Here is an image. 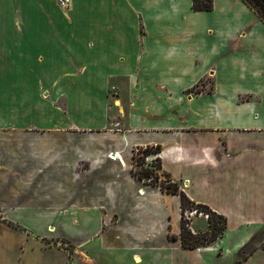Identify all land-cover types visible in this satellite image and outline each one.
Segmentation results:
<instances>
[{
	"label": "crops",
	"instance_id": "crops-1",
	"mask_svg": "<svg viewBox=\"0 0 264 264\" xmlns=\"http://www.w3.org/2000/svg\"><path fill=\"white\" fill-rule=\"evenodd\" d=\"M193 4L0 0V264H41L39 243L58 240L75 247L69 264H209L264 226V22L244 0ZM57 78L101 97L48 103L36 85ZM135 147H161L160 171L227 218L223 238L196 250L170 238L181 198L134 175Z\"/></svg>",
	"mask_w": 264,
	"mask_h": 264
},
{
	"label": "rangeland",
	"instance_id": "rangeland-1",
	"mask_svg": "<svg viewBox=\"0 0 264 264\" xmlns=\"http://www.w3.org/2000/svg\"><path fill=\"white\" fill-rule=\"evenodd\" d=\"M59 69L63 70L62 68H52V69L51 68L49 69L38 68L37 77L39 78V76H41V74L45 70H48V71L53 70L54 72L53 76H55L56 72L60 71ZM69 70H72V67ZM56 80H58L57 82L58 84L39 83L36 85L37 93L39 94L42 93L41 98L43 100L48 101V103L50 101H53V102H57V104L61 107L74 108V107H78L76 103L84 104V105H88V104L90 105L92 103L91 105H93L94 103L98 102L94 99H96V97L97 98L101 97V95L99 96V93L95 89V86L97 85H94L92 83H85L84 81H80V80L77 81V79L57 78ZM119 96H120L119 90L114 85H111L109 88L108 96H107L108 98L107 102H108L110 114L112 117L117 115V113L115 112L116 108H119L120 110L119 112L121 114H124V107L122 106L120 100H117V101L120 103L121 106L120 107L116 106L117 101L115 97H119ZM92 99L94 100L93 102L91 101ZM145 163L147 162L145 161ZM159 167L160 166H159L158 161L155 162V159H153L150 167L148 168L153 169L155 173L159 175L160 182L167 183L169 179L160 171ZM189 213L190 212H187L188 214L187 216L191 218L189 219L190 225L197 235H203L204 233L209 232L210 225L208 222V215L206 213H197L196 211V214L193 213L194 215H191V216ZM0 222L5 223V225H7L6 223L7 221H5L3 219V216L1 215H0ZM193 230L191 229L192 232ZM258 232H264V226H262L258 230ZM39 247L43 248L41 250H45V249L48 250L49 247H51L55 254L51 257V259L44 261L43 260L44 258H42V255L39 252ZM74 248H75L74 245L70 243L68 244V242L60 241V240L54 241L53 244L47 243L46 245H44V244L39 243L38 248H37L36 257H37V260L38 259L40 260L41 264H69L70 260L73 259ZM223 254H224L223 252H219L220 256H223ZM12 258L15 261V264H20L14 255L12 256ZM206 258L209 264H238L240 260L239 252L238 254H234V255L232 253H228L227 255L223 257H218L217 254H213L211 256H207ZM31 264H34L33 258H32ZM252 264H259V263L253 262Z\"/></svg>",
	"mask_w": 264,
	"mask_h": 264
},
{
	"label": "trees",
	"instance_id": "trees-1",
	"mask_svg": "<svg viewBox=\"0 0 264 264\" xmlns=\"http://www.w3.org/2000/svg\"><path fill=\"white\" fill-rule=\"evenodd\" d=\"M255 12L259 15L264 22V0H244ZM193 9L195 11L213 10V0H194ZM134 154V175L147 184L161 185L162 189L172 195H177L181 198L182 218H181V232L179 236L171 235L170 238L175 241H180L183 249L196 250L209 248L224 237L228 229V220L225 216L219 215L214 212L209 206L197 204L191 201L184 193L178 183L173 182L170 176L166 173L164 175L169 179L167 183L160 182V177L151 168L145 167V159L150 155H158L161 147L156 149L147 148ZM158 160L156 159L155 162ZM159 166L160 162L158 161ZM161 169V166L159 167ZM197 211V213H206L208 215V222L210 230L203 235H197L190 229V220L188 219L187 212ZM264 232H258L251 240L242 247L239 251L238 264H244L256 251L264 250Z\"/></svg>",
	"mask_w": 264,
	"mask_h": 264
},
{
	"label": "built area",
	"instance_id": "built-area-1",
	"mask_svg": "<svg viewBox=\"0 0 264 264\" xmlns=\"http://www.w3.org/2000/svg\"><path fill=\"white\" fill-rule=\"evenodd\" d=\"M58 2H59V4H60L61 7H64L66 9H68L71 6V0H58ZM132 151H133V154H135V153H138L139 152V149L137 147H135L134 149H132ZM109 158L110 159H113V160L114 159H117V158L120 159V155H119V153H112V154L109 155ZM153 159L156 160L157 159V155L147 156L146 159H145V161L148 164H151ZM193 213L196 214V211L190 212L189 213L190 216L191 215H194ZM188 219H191V218L188 216Z\"/></svg>",
	"mask_w": 264,
	"mask_h": 264
}]
</instances>
